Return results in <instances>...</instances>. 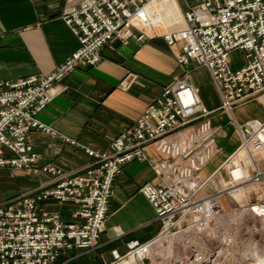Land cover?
<instances>
[{
	"label": "built area",
	"instance_id": "2783aa9c",
	"mask_svg": "<svg viewBox=\"0 0 264 264\" xmlns=\"http://www.w3.org/2000/svg\"><path fill=\"white\" fill-rule=\"evenodd\" d=\"M154 0H76L66 9L68 27L81 47L54 72L34 75L17 82H0V168L26 171L33 176L55 179L51 190L25 194L0 206V264H54L69 251L81 255L96 252L110 212L116 180L133 162H145L158 183L144 184L140 191L156 211L161 230L145 243L132 241L129 252L113 264L135 257L136 264H214L209 247L222 214L224 195L210 194L213 178L204 180L202 171L213 160L217 140L225 136L190 82L186 71L192 63L210 71L222 106L231 115L241 137L239 151L222 169L232 173L231 190L247 183L264 185V171L251 157L264 152V120L238 125L234 111L264 96V0H204L184 11L187 28L167 34L164 41L174 49L184 74L166 88L141 118L110 144L107 151L83 147L92 164L79 175H68L54 164L39 166L31 134L40 131L57 138L38 116L53 101L56 87L80 66L96 67L102 52L114 42H143L144 35L133 21ZM242 51L246 63L232 69L231 54ZM137 76L130 75L123 88ZM64 143L79 146L65 138ZM154 147L160 158L153 157ZM246 152L248 159L235 164L234 157ZM231 166V167H230ZM249 170L252 176L249 178ZM71 204L72 221L59 213L42 210L41 204ZM250 211L264 218V195Z\"/></svg>",
	"mask_w": 264,
	"mask_h": 264
},
{
	"label": "crops",
	"instance_id": "0c3cea01",
	"mask_svg": "<svg viewBox=\"0 0 264 264\" xmlns=\"http://www.w3.org/2000/svg\"><path fill=\"white\" fill-rule=\"evenodd\" d=\"M72 1L76 0H0V82H17L34 75H48L77 52L81 47L80 41L66 24L64 16ZM203 1L154 0L133 21L134 29L137 34L146 37L145 41L131 40L126 44L117 41L106 46L102 52L103 61L98 66H80L56 87L53 101L38 119L59 136L55 138L40 131L31 134L33 150L40 156L39 166L54 164L65 174H81L93 162L83 147L107 151L122 131L133 126L166 88L181 79L185 72L178 66L174 55V51H180L181 44L172 49L164 37L186 29L184 11ZM186 71L190 73V82L199 89L203 101L196 79L201 73L210 75V71L196 62ZM130 75L137 76L136 82L128 89L121 87ZM219 100L218 106L208 110L220 109L222 100ZM257 101L264 108L263 96L237 108V114L234 111L238 125L250 120H264V116L247 119L241 114L246 106ZM230 123L236 126L232 117ZM216 125L224 129L221 124ZM224 130L225 136L222 138H227L228 132ZM65 138L79 146L64 143ZM239 144L211 175L204 177L201 173L204 180L213 178L208 193L233 184L231 177L225 180L223 175L229 173L232 176L230 169L224 170L222 167L239 151L242 145L241 142ZM219 151L217 144L215 155ZM149 152L153 157L160 158L154 147H150ZM251 158L264 171V152L254 153ZM242 159H248L244 151L236 155L233 162L239 164ZM248 173L250 178L251 170ZM158 182V177L147 163L139 161L128 164L115 182L109 216L97 251L83 255L69 251L54 264H113L127 255L129 242L143 243L156 238L161 223L140 188L144 184ZM54 185L52 176H33L24 170L0 168V206L25 194L51 190ZM257 187V191L264 194V185L254 187L247 183L230 195L237 203H243L247 193ZM226 196L222 197L221 202L229 200ZM40 207L48 213H59L64 222L72 221V211L75 209L71 204L58 205L53 202L41 204Z\"/></svg>",
	"mask_w": 264,
	"mask_h": 264
},
{
	"label": "rangeland",
	"instance_id": "374dc122",
	"mask_svg": "<svg viewBox=\"0 0 264 264\" xmlns=\"http://www.w3.org/2000/svg\"><path fill=\"white\" fill-rule=\"evenodd\" d=\"M231 58L233 70H239L246 63V54L242 51L233 52ZM198 76L199 78L196 79V82L201 88V95L207 109L218 106L221 97L211 74L207 75L206 73H201ZM236 112L238 111H235V114H237ZM241 114L247 119L256 117L263 118L264 108L257 101L254 104L246 106ZM212 117L213 124H221L228 132V136L227 138L218 140L217 144L220 151L213 156V160L202 172L204 177L211 175L213 170L225 160L227 155L235 150L241 142L238 129H236L234 123H230V115H225L217 109ZM223 175L226 177L225 180L231 177L229 173L228 175L223 173ZM216 181L218 182V179H216ZM255 186L258 185H254V187ZM229 187L231 186L219 187L222 188L219 189L222 190V192L226 190L224 191L225 193L223 192V196L227 194L226 197H228L229 200L222 202V214L219 216L220 220L217 224V230L214 232L215 238L213 239V243L209 246L211 247L210 250H213L216 255L217 260L214 264H262V261H264V218H258L254 216L251 211L246 210L253 209L257 206L258 195L263 194L259 192L263 191H257V189H259L258 187L254 188L251 193H247L243 203H237L234 197L230 195L233 190ZM118 234L121 235L120 232ZM127 261H130L131 264H136V260L133 258ZM149 263L150 261H147V264Z\"/></svg>",
	"mask_w": 264,
	"mask_h": 264
},
{
	"label": "bare ground",
	"instance_id": "6f19581e",
	"mask_svg": "<svg viewBox=\"0 0 264 264\" xmlns=\"http://www.w3.org/2000/svg\"><path fill=\"white\" fill-rule=\"evenodd\" d=\"M132 258H133L134 260H136V259H135V257H133V256H131V258H130V259H128V260H131ZM121 264H131V262H130V261H127V262H126V261H124V262H123V263H121Z\"/></svg>",
	"mask_w": 264,
	"mask_h": 264
}]
</instances>
